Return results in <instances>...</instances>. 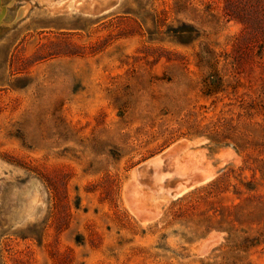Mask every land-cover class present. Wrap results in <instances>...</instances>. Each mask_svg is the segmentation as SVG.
<instances>
[{
  "label": "rangeland",
  "instance_id": "374dc122",
  "mask_svg": "<svg viewBox=\"0 0 264 264\" xmlns=\"http://www.w3.org/2000/svg\"><path fill=\"white\" fill-rule=\"evenodd\" d=\"M0 264H264V0H0Z\"/></svg>",
  "mask_w": 264,
  "mask_h": 264
}]
</instances>
